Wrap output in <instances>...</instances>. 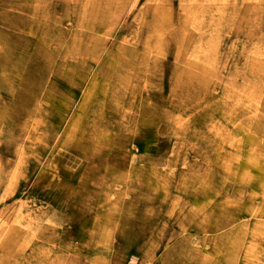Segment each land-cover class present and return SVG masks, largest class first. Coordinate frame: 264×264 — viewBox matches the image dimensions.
Returning a JSON list of instances; mask_svg holds the SVG:
<instances>
[{
	"label": "bare ground",
	"instance_id": "1",
	"mask_svg": "<svg viewBox=\"0 0 264 264\" xmlns=\"http://www.w3.org/2000/svg\"><path fill=\"white\" fill-rule=\"evenodd\" d=\"M33 1L29 6L34 9L38 0ZM123 2L125 7L129 3ZM133 2L136 5L137 0ZM10 4L3 2L0 7V124L13 123L22 135L6 136L1 131L0 147L12 154L22 148L36 151L43 142L37 135L42 115H56L53 123L57 127L67 120L72 138H61L74 144L82 141L74 138L83 129L84 117L77 112L92 109L94 126L101 123L99 115L104 110L110 115L125 107L124 114L131 118L120 129L117 140L111 141L112 146L109 131L92 144L98 163L91 160L89 175L82 168L83 176L48 180L42 204L10 201L4 207L0 212V264L10 262L7 258L12 264H79L78 260H83L82 264H122L127 255L128 264H264L261 54L248 55L242 68L226 62L220 67L217 51H208L202 64L196 62L197 68L189 65L182 75L169 79L168 96L159 89L153 96L145 87L146 81L132 79L131 85L127 74L119 82L124 85L121 93L114 86L116 82H104L100 69L91 76L82 93L83 101L74 108L76 114L66 119L71 105L77 102V82L89 75L72 73L60 80L66 62L56 54L67 42L79 44L81 30L75 24L63 28V22L55 18L47 19L46 24L41 18L39 26L36 16L23 19ZM106 7L103 2V10ZM68 9L73 11L74 6L68 4ZM65 19L66 23L71 21ZM250 37H255V44L261 41L258 33ZM45 38L58 47L48 51L45 44L50 41ZM88 39L89 44L94 42L90 54L99 57L102 39ZM140 54L131 61L134 67L148 63ZM66 55L63 52L59 57ZM53 67H61V71L57 73ZM203 75L199 82L196 77ZM208 80L222 84L220 97L209 96L212 90L207 84L214 82ZM173 84H178L176 92L171 91ZM113 99H119L120 105ZM168 102L182 114L183 122L175 124L179 125L177 133L184 135L186 142L192 140L182 158H174L170 164L160 156L167 148L161 138L165 127L161 120L168 112ZM137 147L141 149L138 156ZM107 150L116 154L115 160L104 153ZM106 162L116 163L111 164L120 173L116 180L94 178L100 163L105 164L104 172L110 171ZM13 165L14 161L0 155V185L16 178L21 169ZM86 182L92 185L83 191L81 186L87 187ZM116 238H120L121 246L125 244L120 253L116 252L120 249ZM85 259L89 261L84 263Z\"/></svg>",
	"mask_w": 264,
	"mask_h": 264
},
{
	"label": "rangeland",
	"instance_id": "2",
	"mask_svg": "<svg viewBox=\"0 0 264 264\" xmlns=\"http://www.w3.org/2000/svg\"><path fill=\"white\" fill-rule=\"evenodd\" d=\"M123 1L38 0V7L33 9L29 6V3L34 2L33 0H0V7L3 2L13 3L12 11L22 16L23 19H27V17L33 19L36 16L37 25L41 18L45 24L47 19L55 18L63 22V28L68 27V24H75L78 25L77 28H80V43L67 42L64 45L65 48L56 54L58 59L66 62L60 80L63 79V76L67 77L68 74L70 76L72 73L79 74V76L89 75L87 79L84 77L77 82V102L75 105H71V110L69 109L67 112L66 119L70 115L76 114L77 110L74 111V108L83 101V91L89 84L91 76L100 69L102 71L101 78L104 82H116L114 86L119 92H124V85L119 82L127 74L131 85L132 79L138 80V82L146 81L145 87L156 97L157 89L168 96L170 91L169 79L182 75L189 65H196L197 68L199 65L196 62L201 61L202 64V61L207 59L208 51H217L220 67H224L223 62H226L229 66L238 64L242 68L244 66L242 63L246 62L247 56L250 57L255 53L261 54L264 58V0H149L148 2L147 0H137L136 5L134 0H128L129 3L126 7ZM103 2L107 4L105 10H103ZM68 4L74 6L73 11L68 9ZM132 4L134 6L130 8ZM10 5L12 6V4ZM142 6L144 9L146 6L148 10L145 11ZM132 8L133 10L130 11ZM29 13L33 14L30 15ZM65 18L71 19V21L66 23L67 19ZM253 33H258L261 36L260 42L255 44L253 40L255 37H250ZM88 37L102 39L99 44L102 51L98 54L99 57L95 53L90 54V46L94 42L89 44ZM43 40L50 41L47 38ZM45 47L51 51L56 49L58 45L55 47L50 41L45 44ZM63 52H66L67 55L60 58L59 55ZM139 54L141 59H147L148 63L134 67L131 65V61L135 60ZM40 67L45 69V67ZM60 68L53 67L52 70L55 69L59 73ZM108 68L110 69L109 72L106 71ZM29 72H32V68ZM203 77L205 75L196 77V79L201 82ZM239 77L236 80L237 87L242 85ZM208 81L214 82L212 86L207 84V88L213 91H210L211 95L209 96L212 98L220 97L221 90L219 89L222 84L214 80ZM125 89L127 90L126 87ZM177 89L178 84H173L171 91L176 92ZM207 99L209 102V98ZM113 103L120 105L121 101L113 99ZM168 105V112L161 120L165 122L163 123L165 127L161 133L163 134L161 138L166 142L167 148L159 153L161 159L170 164L174 158L179 160L182 158L183 152L187 146H191L192 140L186 142L184 135L177 133L176 130L179 125L175 124L183 122L180 118L182 114L177 106L170 102ZM124 110L121 108L110 115L104 110L105 113L102 112L103 115H99L101 123L97 126L91 125L93 120L92 109L82 113L77 112L79 116L84 117L83 129L78 130L74 135L75 139L82 140L78 144L65 143L61 138V135L71 137L72 129L69 127L70 130L67 131V120L63 125L57 127L56 123H53L58 119L56 115L46 116L47 119L42 115L41 123L43 124H41V129L37 135L41 137L43 142L36 151L31 152L22 148L17 153L12 154L0 147V155L11 159L21 169L12 182L8 183L5 180L4 184L0 185V212L10 201L12 203L26 201L29 205L32 203L42 204L44 202L42 200L43 194L49 189L47 181H52V178H74L82 175V168H86L89 171L87 175H89L91 165H93L91 160L95 159L98 163L94 154L95 151L92 152L96 146L92 147V144H96V141H99L104 134L107 136L109 131L108 143L112 146L113 142L111 141L117 140V136L121 134L120 129L124 128L123 125L130 121V114H124ZM112 124L116 126V130ZM0 126L2 127L0 132L2 131L6 136L12 133H17L19 137L22 135V132L13 123L10 125L8 123L0 124ZM92 134H95L93 139H91ZM56 142L57 146H55ZM172 146L176 147V151ZM7 150L15 152L10 148ZM111 152L109 150L104 151L105 154L110 153V159L114 156L115 160L116 154ZM140 152L141 149L137 147L135 154L138 156ZM18 157L21 159L17 162ZM106 164L110 171L104 172L102 166L105 164L100 163L97 171L94 172V178H113L116 180L120 173L117 172L114 165H111L116 163L106 162ZM15 166L13 165V167ZM180 168H184V166ZM164 169H168V167ZM87 175L84 176L87 177ZM86 184L87 182L84 183V185ZM91 185L92 182L90 185L87 184V187L81 186V189L85 191ZM228 185L233 187L232 182ZM114 186L116 189L119 187L117 182H114ZM104 189L105 191L109 190L107 187ZM117 241L120 244V249L116 252L120 253L125 244L121 246L120 238H116L115 242ZM7 259L10 262L6 264L13 263L11 258ZM82 261L78 260V263L82 264ZM86 261L89 260L85 259L84 263ZM129 261L130 256L127 255L122 264H128Z\"/></svg>",
	"mask_w": 264,
	"mask_h": 264
}]
</instances>
